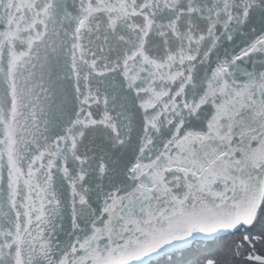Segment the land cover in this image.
I'll list each match as a JSON object with an SVG mask.
<instances>
[{"label": "snow or ice", "instance_id": "6c2138e0", "mask_svg": "<svg viewBox=\"0 0 264 264\" xmlns=\"http://www.w3.org/2000/svg\"><path fill=\"white\" fill-rule=\"evenodd\" d=\"M0 264H264V0H0Z\"/></svg>", "mask_w": 264, "mask_h": 264}]
</instances>
